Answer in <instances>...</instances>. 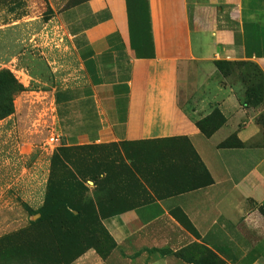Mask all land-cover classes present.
I'll return each mask as SVG.
<instances>
[{"label": "crops", "instance_id": "crops-1", "mask_svg": "<svg viewBox=\"0 0 264 264\" xmlns=\"http://www.w3.org/2000/svg\"><path fill=\"white\" fill-rule=\"evenodd\" d=\"M146 4L149 29L135 10L129 21L126 0H84L57 16L81 79L51 93L53 119L63 146H149L184 188L104 217L115 248L104 259L89 249L72 264H191L208 253L264 264V105L243 106L213 75V63L227 61L253 63L264 77V0ZM214 111L218 123L204 135L197 122ZM47 150L0 137V226L34 217L15 193L33 211L43 205Z\"/></svg>", "mask_w": 264, "mask_h": 264}, {"label": "rangeland", "instance_id": "rangeland-1", "mask_svg": "<svg viewBox=\"0 0 264 264\" xmlns=\"http://www.w3.org/2000/svg\"><path fill=\"white\" fill-rule=\"evenodd\" d=\"M83 1L0 0V105L4 109L0 120L10 116L0 127V137L42 145L59 135L51 93L72 86L81 78L63 20L57 16ZM213 68L218 85L224 90L233 89L241 102L252 101L261 108L264 79L257 65L215 61ZM246 90H255L257 94L252 99L245 98ZM183 107L188 108L187 104ZM214 115L212 118L217 122ZM58 138L60 144L47 151L53 155L61 147L71 150L67 171L73 174L74 183L63 188V192L69 196L67 204L79 209L87 233L73 253L91 246L102 254L109 252L113 242L102 225L105 216L168 197L184 188L182 176L173 169L156 167L157 157L149 146L126 143L63 146L62 137ZM54 184L59 186L57 179ZM20 194L10 198L22 209ZM37 218L34 216L30 221ZM28 226L29 222L19 224L18 220L17 224L0 226V239ZM41 255L39 250H33L30 256L34 258L28 261L8 252L0 256V264H35ZM202 262L223 264L211 253Z\"/></svg>", "mask_w": 264, "mask_h": 264}, {"label": "trees", "instance_id": "trees-1", "mask_svg": "<svg viewBox=\"0 0 264 264\" xmlns=\"http://www.w3.org/2000/svg\"><path fill=\"white\" fill-rule=\"evenodd\" d=\"M126 4L129 21L130 11L135 10L136 25L140 24L139 26H142L144 23L149 29V16L146 0H126ZM256 94L257 91L255 90H246L244 96L245 98L249 97V99H252ZM241 103L243 106L250 107L259 105L253 104L252 101L251 103H248L247 100L244 102L242 101ZM263 105L264 102L262 106ZM3 110V107L0 105V112ZM213 114L217 117V122H214L212 118ZM218 120L217 112L214 111L209 117L197 122V126L201 133L208 136L214 131ZM259 121H261V125L264 127L263 115L260 117ZM70 151V149H64L61 147L51 156L49 177L43 205L36 211L23 205L24 210L29 216H38V218L34 221H29V226L26 229L0 239V256L9 252L23 260L26 259L31 261L34 256L31 257L30 252L33 250H39L42 253V257L40 256L35 264H72L89 249L95 250L96 253L104 259L115 248L113 240L104 229L113 242V247L109 252L102 254L97 248L91 246L84 251L78 250L76 253H73V251L78 248L79 243L84 240L83 235L85 236L87 233L84 230L85 223H82L81 221L79 209L67 204V198H69V196L67 193L63 192V188H67L74 183L73 174L67 171L68 162L71 160L69 157ZM55 179L58 180L59 186L54 184ZM73 212H76L77 215H74ZM177 218L183 223L185 228L190 229L189 224L182 216ZM158 252L161 254H170L167 250H161ZM177 255L179 256V254ZM42 258L45 261H42ZM187 262L191 264H203L202 260L190 259L187 260Z\"/></svg>", "mask_w": 264, "mask_h": 264}, {"label": "built area", "instance_id": "built-area-1", "mask_svg": "<svg viewBox=\"0 0 264 264\" xmlns=\"http://www.w3.org/2000/svg\"><path fill=\"white\" fill-rule=\"evenodd\" d=\"M59 138L52 136L48 141L46 142V146L50 147L51 149L56 148L59 145Z\"/></svg>", "mask_w": 264, "mask_h": 264}]
</instances>
